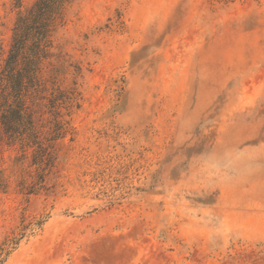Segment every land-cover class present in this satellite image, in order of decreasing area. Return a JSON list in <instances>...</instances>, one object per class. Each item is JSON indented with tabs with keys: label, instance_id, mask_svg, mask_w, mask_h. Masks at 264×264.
Returning a JSON list of instances; mask_svg holds the SVG:
<instances>
[{
	"label": "rangeland",
	"instance_id": "1",
	"mask_svg": "<svg viewBox=\"0 0 264 264\" xmlns=\"http://www.w3.org/2000/svg\"><path fill=\"white\" fill-rule=\"evenodd\" d=\"M53 40L73 107L47 151L0 119V264H264V0H73Z\"/></svg>",
	"mask_w": 264,
	"mask_h": 264
},
{
	"label": "trees",
	"instance_id": "2",
	"mask_svg": "<svg viewBox=\"0 0 264 264\" xmlns=\"http://www.w3.org/2000/svg\"><path fill=\"white\" fill-rule=\"evenodd\" d=\"M72 1L35 0L20 13L13 29L9 56L0 67V119L12 133V139L27 146L38 138L32 121L39 101H49L50 112L57 118L62 116L60 109L73 107V94L60 88H54L47 97L49 81L41 76L43 65L55 56L53 37L64 24L65 10ZM14 123L19 124L21 131L11 128ZM35 144L39 151H47L43 143Z\"/></svg>",
	"mask_w": 264,
	"mask_h": 264
},
{
	"label": "bare ground",
	"instance_id": "3",
	"mask_svg": "<svg viewBox=\"0 0 264 264\" xmlns=\"http://www.w3.org/2000/svg\"><path fill=\"white\" fill-rule=\"evenodd\" d=\"M107 247L110 248V244H107ZM88 255L90 256V258L95 259L96 258V253L93 250H89L88 251ZM98 256V255H97Z\"/></svg>",
	"mask_w": 264,
	"mask_h": 264
}]
</instances>
